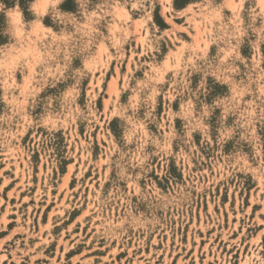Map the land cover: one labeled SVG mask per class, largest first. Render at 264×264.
<instances>
[{
  "label": "rangeland",
  "instance_id": "374dc122",
  "mask_svg": "<svg viewBox=\"0 0 264 264\" xmlns=\"http://www.w3.org/2000/svg\"><path fill=\"white\" fill-rule=\"evenodd\" d=\"M0 0V264H264V0Z\"/></svg>",
  "mask_w": 264,
  "mask_h": 264
},
{
  "label": "trees",
  "instance_id": "16d2710c",
  "mask_svg": "<svg viewBox=\"0 0 264 264\" xmlns=\"http://www.w3.org/2000/svg\"><path fill=\"white\" fill-rule=\"evenodd\" d=\"M21 1V4H23V0H20ZM184 2L186 1H183V2H179V0H176V5H180V4H183Z\"/></svg>",
  "mask_w": 264,
  "mask_h": 264
}]
</instances>
